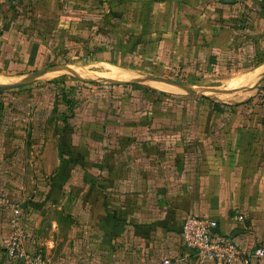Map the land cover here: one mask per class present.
<instances>
[{"label":"crops","instance_id":"0c3cea01","mask_svg":"<svg viewBox=\"0 0 264 264\" xmlns=\"http://www.w3.org/2000/svg\"><path fill=\"white\" fill-rule=\"evenodd\" d=\"M47 15L65 46H109L135 64L258 63L219 95L263 99L213 102L158 80L161 90H94L74 104L0 95V195L20 207L26 247L50 264H198L181 236L196 213L264 248V0H0V64L19 80L45 45L28 18ZM136 72L115 73L145 79ZM12 214L0 203V264H12Z\"/></svg>","mask_w":264,"mask_h":264},{"label":"rangeland","instance_id":"374dc122","mask_svg":"<svg viewBox=\"0 0 264 264\" xmlns=\"http://www.w3.org/2000/svg\"><path fill=\"white\" fill-rule=\"evenodd\" d=\"M56 18L58 19V16H56ZM63 36L64 35L60 33L59 37L61 39H63ZM57 43L55 44L53 41H49L48 45H44L41 49L39 63L36 68L32 70L26 69L20 72V74L30 73V71L44 69L55 64H69L82 77V80L71 73H51L45 75L27 89H16L0 93V95L4 96L6 94L9 96L11 94H19V96L28 97V99L32 101L40 100L47 102L48 100H55L59 105L63 101L66 102L68 100H71L73 102L72 104L77 102L82 103V100H85L86 96L94 90H108L114 88L116 90H121V88H126L125 86L132 89L134 85L139 86L141 90H151L155 88L161 90L152 82H134L135 79L124 78L121 74L118 76L119 73H115L116 71H122L123 73V71L128 70L137 71V75H141L144 78L158 76L188 84L200 95H205H201L200 97H204L213 102L232 104L237 101L255 102L256 100L260 102L263 99L262 95H258L259 93H257V91L247 95H242L241 93L233 95L236 96V98L229 95H219V92H222V90L242 87V85H237L239 79L254 71L258 63L240 69L233 68V66L227 69H214L205 65L192 66L189 64L180 68H166L162 67L160 63L135 64V62L131 61L132 59L127 58V54L123 55L125 57L124 59H118L116 56L107 52V49L110 48L105 45L82 46L80 48L79 46L67 47L63 42ZM1 55L2 54H0V56ZM3 55L6 56L0 58L2 63L4 60H9L8 56H10L9 54ZM0 80L1 83L5 85L19 83V70L9 69L5 65L0 64ZM115 82L128 83V85H116L114 84ZM171 94H176V92ZM179 94L181 95V93ZM184 94L187 95L186 93Z\"/></svg>","mask_w":264,"mask_h":264},{"label":"built area","instance_id":"2783aa9c","mask_svg":"<svg viewBox=\"0 0 264 264\" xmlns=\"http://www.w3.org/2000/svg\"><path fill=\"white\" fill-rule=\"evenodd\" d=\"M0 203L12 208L10 236L4 256L12 264H50L42 248L28 249L21 228V209L0 195ZM184 246L192 250L198 264H256L264 259V248H245L219 230V222L207 216L190 213L185 216L181 231ZM162 264H174L164 260Z\"/></svg>","mask_w":264,"mask_h":264},{"label":"water","instance_id":"95a60500","mask_svg":"<svg viewBox=\"0 0 264 264\" xmlns=\"http://www.w3.org/2000/svg\"><path fill=\"white\" fill-rule=\"evenodd\" d=\"M61 72L74 74L76 77H78L80 80H82V77L71 67V65H69V64H57L54 66H50V67H47L44 69H40V70H36L34 72H31L28 75H26L24 78L19 80V83L8 84V85L0 83V90L1 91H10V90H16V89L24 88L27 86H31L47 74L61 73ZM154 80H158V81H161L163 83H168V84L183 88L195 96H201V95L205 96L203 94L200 95L197 91L193 90L188 84H185V83H182L179 81H173L170 79L169 80L164 79V78L158 77V76L157 77L156 76L155 77H153V76L148 77V78H145L143 80H135L134 82H144V81L148 82V81H154ZM114 84H116V85H128V83H121V82H115ZM132 84H134V83H132Z\"/></svg>","mask_w":264,"mask_h":264},{"label":"trees","instance_id":"16d2710c","mask_svg":"<svg viewBox=\"0 0 264 264\" xmlns=\"http://www.w3.org/2000/svg\"><path fill=\"white\" fill-rule=\"evenodd\" d=\"M25 17H27V16H25ZM42 17H41V19H44V20L39 21L40 24H36L38 22H30V19L28 18V26H27L28 29L27 30H29V33H31V31H33V32L36 30L38 31V28H40V30L38 32H39L40 36L42 38H44L42 40L45 43V45H48L49 41H54L55 44L57 42L58 43H60V42L64 43V36H63V39H61L59 37L61 32L58 34L57 28H55V26H56V23L54 21V20H56L55 16H52V15L48 16L47 15V16H42ZM54 30H56V31H54ZM51 35H52V37H49ZM259 61L260 62L264 61V54L261 55V57L259 58ZM55 65H57V64H55ZM52 66H54V65H52ZM125 87H127V86H125ZM133 87H138V86L134 85ZM10 91H12V90H10ZM4 92H8V91H1L0 90V93H4ZM69 101H71V100H69ZM255 102H256V100H255ZM71 103H73V102L71 101ZM214 104H216V103H214Z\"/></svg>","mask_w":264,"mask_h":264},{"label":"bare ground","instance_id":"6f19581e","mask_svg":"<svg viewBox=\"0 0 264 264\" xmlns=\"http://www.w3.org/2000/svg\"><path fill=\"white\" fill-rule=\"evenodd\" d=\"M125 78L127 77V78H129L128 76H124ZM166 89H168V90H175L173 87H165Z\"/></svg>","mask_w":264,"mask_h":264}]
</instances>
